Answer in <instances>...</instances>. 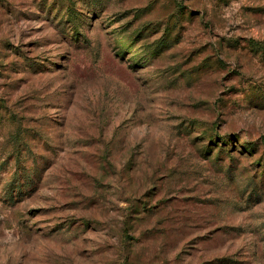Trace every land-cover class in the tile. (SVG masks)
I'll list each match as a JSON object with an SVG mask.
<instances>
[{"label":"rangeland","instance_id":"1","mask_svg":"<svg viewBox=\"0 0 264 264\" xmlns=\"http://www.w3.org/2000/svg\"><path fill=\"white\" fill-rule=\"evenodd\" d=\"M0 264H264V0H0Z\"/></svg>","mask_w":264,"mask_h":264},{"label":"trees","instance_id":"2","mask_svg":"<svg viewBox=\"0 0 264 264\" xmlns=\"http://www.w3.org/2000/svg\"><path fill=\"white\" fill-rule=\"evenodd\" d=\"M67 15H68V13H67ZM71 16L69 17V21H70V23H71V25L72 26H75L76 25V23L78 22V19L77 18H75L74 16H72V14H70ZM244 149H247L246 147H243Z\"/></svg>","mask_w":264,"mask_h":264}]
</instances>
